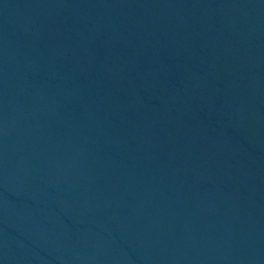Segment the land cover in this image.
Returning <instances> with one entry per match:
<instances>
[{
    "label": "water",
    "instance_id": "95a60500",
    "mask_svg": "<svg viewBox=\"0 0 264 264\" xmlns=\"http://www.w3.org/2000/svg\"><path fill=\"white\" fill-rule=\"evenodd\" d=\"M0 264H264V0H0Z\"/></svg>",
    "mask_w": 264,
    "mask_h": 264
}]
</instances>
